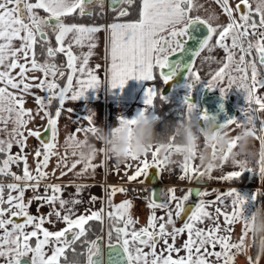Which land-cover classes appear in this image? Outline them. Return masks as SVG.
Here are the masks:
<instances>
[{
    "label": "snow or ice",
    "instance_id": "obj_1",
    "mask_svg": "<svg viewBox=\"0 0 264 264\" xmlns=\"http://www.w3.org/2000/svg\"><path fill=\"white\" fill-rule=\"evenodd\" d=\"M216 2L228 17L226 25L213 26L210 23L212 17L205 20L200 16H190V12L198 7L194 0H142L137 20L113 22L106 26L109 59L106 72L107 84L111 88H123L131 78L153 81L156 69H159L160 79L167 82L175 72L173 70L171 74H165L161 70L168 68V57L183 48L181 38L187 36L190 25L200 23L207 27V36L199 44L194 57H198L205 48L211 51L210 42L214 34L218 33L215 46L226 55L219 62L221 66L210 74L211 78L204 85L208 89H219L221 96L235 85L242 90L247 104V107L240 109L242 119H228L220 128L233 124L239 127L243 123L261 145L259 158L254 162L255 167L250 166L252 162L247 157L229 158L231 149L236 146L237 136L233 137L229 150L224 152L216 167L204 169L194 161L174 162L178 164L181 173L179 179L192 182L196 187L189 188L182 197H177L172 187L162 190L160 197L151 189L150 195L144 197L148 201L146 207L150 210L146 225L136 229V221L130 212L132 201L125 199L119 204L112 202L114 195L128 191L124 187H107L106 202L110 209L107 213L102 206L97 210L77 214L76 206L84 203L81 194L91 185L76 183L75 179L66 185L45 184L43 195L37 194L27 202L24 201L26 190L32 189L38 193L41 182L49 178L50 173L46 169L52 158H56V167L51 173L53 176L59 170L60 177L72 173L74 178L93 179L97 169L104 170L107 167L106 158L99 164L93 162L98 152L103 153L102 148L88 156L78 151L84 141L77 139L76 134L85 133L86 140L87 134L95 131L94 113L91 111L82 120H77L75 125L79 126L74 127L73 132L66 136L64 155L59 153L57 142L58 120L66 101L79 99L88 89H97L103 82V77L90 67V57L98 46L97 34L105 30V25L68 23L66 18L77 15L93 17L91 6L95 5L101 8V12L96 15H103L104 0H0V123L5 125L0 131L8 135V139H0V154H4L0 161V175L11 176L16 181L7 185L0 184V258H6L7 264H20V258L29 253L32 264H60L62 258L67 261L66 252L69 249L76 255L73 246L80 241L87 247L86 254L81 253L86 255V264H117L114 257L116 246L122 250L127 264H214L210 259L213 257L215 261H222V264H233L234 257L244 253L251 212H245L248 198L233 188L215 195L214 200L206 201L208 192L201 190L199 185L214 179V169L229 164L238 167L239 171H229L219 179L232 180L245 169L254 170L264 179V119L257 115L264 111V95H257V90L264 88V0H239L234 8L230 6L229 0ZM132 3L133 0H110V11L116 12L115 19L119 20L129 15L128 9L121 5ZM234 12L239 13L238 18ZM173 25L181 27H171ZM165 32L167 36L161 35ZM53 36L55 46L51 43ZM229 40L230 43L227 42ZM74 45L78 48L87 47V51L75 54ZM37 47L45 55L42 63L36 55ZM58 53L66 57V65L55 63ZM65 67L67 72L61 70ZM179 67L181 65L177 64L176 68ZM96 68H100V65ZM36 71L42 73V76L29 75ZM65 76L66 83L61 86L57 77ZM187 77L189 90L193 84L201 82L200 75L194 70L193 61L187 66ZM225 80L227 87H218ZM33 89L40 90L44 95L35 94ZM26 95L34 96L37 105L35 112L24 108ZM157 96L164 99L156 88L147 87L144 93L145 106H152ZM54 102L57 106L53 113L50 109ZM184 104L185 112L196 107L187 97ZM253 104L257 107L253 108ZM71 111V108H67L70 117ZM144 112L142 109L140 114ZM36 118L46 119V124L28 129L26 126ZM199 118L206 121L208 116L201 112ZM118 119L120 122H134V118ZM82 121H86L88 126ZM9 123L13 125L10 132L7 128ZM257 123L261 133L259 136L256 134ZM29 137L39 143L34 153L35 173L29 168L25 152ZM13 144L20 147L19 153H10ZM148 155L145 153L144 159L135 154L129 155L124 162L125 168L131 167V161H138V164L131 175L124 172L128 182L145 183L141 177L147 175L149 169H155L158 175L172 171L168 168L169 163L159 157L157 149L150 152L151 162L147 159ZM21 162L23 174L11 172V166ZM118 168L119 165H114L113 174ZM69 186L74 187V193L65 199L62 194ZM5 188L8 189L7 200L4 199ZM13 191L17 194L12 195ZM261 196H264V192L256 189L250 199L256 201ZM193 200L196 202L193 203ZM33 201L38 202V206H49L47 215H31L28 209ZM90 201L95 204L98 198L90 195ZM99 202L102 205L104 203L103 200ZM213 205H219L214 208V213L208 210ZM157 209L165 210L166 218L157 217ZM220 217H223V226L219 222ZM105 218L109 222L107 245L101 242L100 236L86 240V233L90 231L89 222L102 224ZM46 221L53 225L62 221L66 226L50 231L43 227ZM237 222L243 225L242 232L238 241L232 242L231 226ZM202 224L205 227L199 226ZM168 225L172 226L171 231H168ZM29 226L32 231L25 230ZM184 233L187 239L182 249L176 248V239ZM113 235L116 243L112 242ZM33 238L34 246L30 243ZM169 238L172 243H169ZM160 241L163 242V249L158 253L157 243ZM217 247L219 250H216ZM46 248H51L50 255L46 254ZM144 248L149 251H144ZM181 250L186 251V256L173 258L172 253L178 254ZM164 252L168 254L164 255ZM259 259L258 256L255 260L248 257L249 264H259Z\"/></svg>",
    "mask_w": 264,
    "mask_h": 264
},
{
    "label": "crops",
    "instance_id": "obj_2",
    "mask_svg": "<svg viewBox=\"0 0 264 264\" xmlns=\"http://www.w3.org/2000/svg\"><path fill=\"white\" fill-rule=\"evenodd\" d=\"M239 0H229L230 6L234 8L235 4L238 3ZM194 3L198 5V7L194 8L190 12V16L193 18L196 16H200L202 19L208 20L210 17L212 19L210 20V23L213 24V26L219 25H226L228 23V17L223 12V9L221 6L216 2V0H194ZM142 5V0H139V7H138V16L135 19H114L110 21H103L100 23H95L96 25H105V30L101 31L97 34V43L98 46L93 50L94 54L92 57H90V67L96 70L97 74L101 77H103V82L101 86L97 89H88L84 96L80 97L79 99L75 101H66L64 110L62 112L61 118L58 120V151L61 155H64L65 151V145L64 140L67 135L73 132L74 127L79 126L78 124L75 125L77 120H82L85 116L89 114L91 111L94 113V123L103 125L105 127L108 126H117L120 122L118 119L119 117H123L126 119H132L137 114L140 113V111L143 109L146 113H152L153 107L152 106H145L144 104V93L145 89L147 87H154L156 88V79L153 81H146V80H137L135 78H131L127 81V83L124 85L123 88L116 87L111 88L107 84V66L109 63L108 59V50H107V43L106 38L108 36V32L106 30V26L113 22H133L139 18V9ZM253 7L255 5L253 4ZM41 14H43L41 10ZM235 17L238 18L239 13L234 12ZM67 22V21H66ZM68 23H83L85 25H90L93 23L88 22H82V21H73ZM177 27H181V25H178ZM161 35L167 36V32L162 33ZM218 33L214 34V38L210 43L211 51L208 50V48L203 49L205 52V62L209 60V58L215 56L216 57V68H219L221 64L219 63L221 60L225 58V53L222 49H220L218 46H215V36H217ZM184 38V37H183ZM181 38V39H183ZM53 42L55 46V39L53 36ZM230 42V40H229ZM203 50H201L203 52ZM73 51L75 54H79L82 51H87V47L84 48H78L75 45L73 46ZM209 52H214V55H210ZM61 54V53H60ZM63 56L64 65H66V57ZM199 57H203V55L200 54V56L193 59H201ZM191 60V62L193 61ZM190 62V63H191ZM206 64V63H205ZM97 65H100V68H96ZM204 68V67H202ZM194 70L200 75L201 82L198 84H201L199 87L200 90L204 85V82L209 80L211 78L210 73H214V71H209L208 69L201 70L199 67H195ZM215 70V69H214ZM18 71V70H17ZM156 71V70H155ZM65 72H67V69L65 67ZM203 74H206L205 77H203ZM30 76H37L41 77L42 73L36 71L29 73ZM155 75V72H154ZM66 83V76L63 79V82L60 84L63 86V84ZM218 87H227V81H221ZM199 90V91H200ZM209 91H216L219 92V89H208ZM33 92L38 95H44L40 90L33 89ZM192 91L191 93H193ZM190 93V95H191ZM220 93V92H219ZM189 95V94H188ZM257 95H264V88H260L257 90ZM185 95H182L184 98ZM226 98L230 100V102L233 104V106L236 109V112L233 116V118L236 119H242V113L240 109L242 107H247V104L244 100V95L242 90L238 89L235 85H233L232 88L228 89L226 94L224 95ZM185 99V98H184ZM57 106V103L54 102V104L51 107V111L54 113L55 107ZM253 108L257 107L255 104L252 105ZM25 109H31L33 112L37 109V105L35 103V99L33 95H26L25 96V103H24ZM67 108H71V117L70 114L67 112ZM198 113L197 110L194 109ZM182 112V110H180ZM185 113L184 110L182 112ZM258 117L261 119H264V111L257 113ZM200 113H198V123L201 128H203L201 125L204 124V121L200 118ZM82 123L85 126L87 125L86 121H82ZM46 124V119L42 120L39 118H36L34 122H30L26 127L28 129H35L37 127H42ZM230 131L231 135L235 137L238 135L239 128L236 127L235 124L230 125ZM199 135V132L197 133ZM258 136L261 135L259 132V123H257V133ZM89 135V133L87 134ZM77 139L84 140L85 139V133H77L76 134ZM201 140H203V137H201ZM27 147L25 149V152L27 153V163L29 165L30 170L35 173L36 169V160L34 158V153L37 147H39V143L35 138L29 137L26 141ZM101 148L99 144H97V149ZM12 153L11 154H17L20 152V147L16 144H13ZM251 150L254 153V156H252L249 160L252 162L250 163V166L255 167V161L259 158V152L261 150V145L259 140L253 139ZM71 149H69V152ZM4 156V155H3ZM4 158V157H3ZM145 157L142 156L141 159H144ZM147 159L149 162H151V155L149 153ZM176 162H182V159L180 158H174ZM105 157L103 153H97L96 157L94 158V163L99 164L101 161H104ZM194 163L198 164V161H194ZM138 164V161H131V167L125 168L124 163L119 164L118 170L115 171V174H113V168L114 165H117L115 161L112 160H106V169L101 170L97 169L95 176L93 179H89L87 177H81V178H74L72 173H69L68 175H65L63 177L59 176V170H57L56 174L53 176L51 175L53 169L56 167V158H52L49 161V166L46 169L47 172L50 173L49 178L43 180L41 183L44 184H61L66 185L69 184L71 181L75 179L76 183L80 184H88L91 185L90 188H88L86 191H84L81 196L84 201L83 204L77 205V214L85 213L86 210H97L101 208L102 206L105 209V213L109 211V207L107 206L106 202V189L108 186H116V187H124L128 189L125 193H117L112 197L113 204H119L125 199H129L130 193H129V184L131 182H128L126 180V177L123 175L126 171L127 174L131 175L133 171L135 170L136 166ZM16 167V170H11V172L16 173L17 175L23 174V162H21L19 165H14ZM168 168H170L172 171L168 172L165 171L161 175L157 174L156 171V181L160 185V192L162 190L166 191L169 187H175V189H179L181 192V195L179 197H182L185 192L191 187L192 182H189L187 180H181L179 179L180 176V170L178 167V164L172 163L168 165ZM79 170V167L77 171ZM229 171H239V168L236 166H233L231 164L224 166L223 168L214 169L212 172V176L214 179L208 180L206 184L203 186L205 188L211 189H217V188H223L221 192H228L229 190L235 188L241 195L248 198V203L245 205V212L246 214L250 212L255 207V202L251 200V195L256 189H260L261 192H264V179H261L257 173L253 170L250 171L248 169H245L240 174V178L242 176L241 181H232V180H221L219 177L221 175H226ZM258 171V168H257ZM238 177V178H239ZM141 179H144V177H141ZM0 182L6 185L5 183H16V181L11 176H3L0 175ZM21 184L23 182H20ZM74 193V187L69 186L65 189L63 192V198L68 199L69 195ZM17 193L15 191L12 192V195H16ZM37 194H29V189L26 190L24 201L27 202L29 199L34 197ZM43 195V194H39ZM90 195H95L98 198V202L95 204H92L90 201ZM8 196V189L5 188L4 191V199L7 200ZM100 200H103V205L99 202ZM193 203H195V200H193ZM58 207V205H57ZM108 207V209H107ZM107 210V211H106ZM230 211V200H229V208ZM29 213L34 216H43L47 215V213L50 211L49 206H38V202L33 201L31 206L28 209ZM107 218H105L104 222L101 224V227L104 228L105 223L107 222ZM50 226L55 228V231L60 230L64 228L66 225L61 222H56L54 225L49 224L47 221L43 224L44 228H47L50 230ZM232 232H231V239L232 242H237L239 236L242 232L243 225L240 222H237L233 224L232 226ZM32 228V227H31ZM31 230V229H30ZM53 231V230H52ZM228 234V233H224ZM247 239V237H246ZM180 248V247H179ZM217 250V249H216ZM248 257H251L253 260H255V251L253 250L251 253L245 255V253L237 254L234 257L233 264H249ZM212 261H214V264H222V261H215V258H210ZM31 264V261H30ZM259 264H264V258L259 259Z\"/></svg>",
    "mask_w": 264,
    "mask_h": 264
},
{
    "label": "clouds",
    "instance_id": "obj_3",
    "mask_svg": "<svg viewBox=\"0 0 264 264\" xmlns=\"http://www.w3.org/2000/svg\"><path fill=\"white\" fill-rule=\"evenodd\" d=\"M194 109L185 112L181 119L164 124L160 131L157 130V115L146 112L137 114L131 123L119 122L117 126L108 127L96 124L95 131L82 140L84 142L79 145L78 151L88 156L96 152L99 144L104 157L119 165L130 154L142 157L157 149L159 157L169 164L176 162L174 158H180L186 162L198 161L204 169L216 167L233 140L230 126L217 127L213 118L207 119L201 128L197 120L198 113ZM238 128L236 146L231 149L229 158L250 159L254 156L251 145L255 137L243 123ZM248 224L244 253L247 255L254 250L256 257L264 258V201H259L251 210Z\"/></svg>",
    "mask_w": 264,
    "mask_h": 264
},
{
    "label": "water",
    "instance_id": "obj_4",
    "mask_svg": "<svg viewBox=\"0 0 264 264\" xmlns=\"http://www.w3.org/2000/svg\"><path fill=\"white\" fill-rule=\"evenodd\" d=\"M103 7L110 9V0H104ZM206 36L207 27L205 25L196 23L189 26L187 36L182 39L183 48L179 52L170 55L168 57V68L161 70L165 74H171L174 70L175 74L172 75V78L167 82L162 80V84L159 87L160 94L163 95L170 92L172 85L179 86L182 84L187 71V66L190 64L194 53L199 48V44ZM177 64L181 65V67L176 68ZM157 73L159 74V69H157ZM186 97L189 101L197 103L200 113L204 112L208 116V119L214 118L217 127H220V125L228 119H232L236 112L235 107L228 98L221 96L219 92L209 91L205 86L201 88L197 95L196 91H194L191 95L184 96V98ZM201 126L204 127L205 124ZM144 182L149 184L150 190L152 189L157 197H160V185L156 181L155 169L148 170L147 175L144 176ZM204 184L206 183H201L199 187ZM193 187H196V185L192 183L190 188ZM193 191L195 192L196 189ZM107 243L108 242L104 243V245H107ZM113 243H116V241H113ZM114 257L117 264H127L126 257L122 250L119 249V246H116ZM20 264H30V259L26 256L21 257Z\"/></svg>",
    "mask_w": 264,
    "mask_h": 264
},
{
    "label": "rangeland",
    "instance_id": "obj_5",
    "mask_svg": "<svg viewBox=\"0 0 264 264\" xmlns=\"http://www.w3.org/2000/svg\"><path fill=\"white\" fill-rule=\"evenodd\" d=\"M95 9H99L100 8V6L99 5H95V6H93ZM103 11H104V7H103ZM254 39V38H253ZM228 43H230L229 41H227ZM211 43V42H210ZM205 51L203 50V52L201 51L200 52V54L201 55H203V57H199V58H201V59H198V60H196V59H193V64H194V68L197 66V67H199V68H201V70H204V69H208L210 72L211 71H216V70H218V68H216L217 66H216V57L215 56H213V57H211V58H209V60L208 61H206L205 62V53H204ZM209 54L210 55H214V52H213V54H212V52H209ZM200 56V55H199ZM194 58H196V57H194ZM44 60V59H43ZM192 63V62H191ZM206 63V64H205ZM202 67H204V68H202ZM215 69V70H214ZM156 71H157V69H156ZM211 74V73H210ZM206 76V74H203V77H205ZM155 79H157V77L155 76ZM189 83V80H188V77H187V71H186V73H185V77H184V79H183V81H182V84L181 85H179V86H174V85H172L171 86V90H170V92L166 95V97L167 98H169V99H172L173 101H174V104H173V108H175V110H176V112L177 113H181V115H182V117H183V110H184V112L186 111V105L184 104V98L182 97V95H185L186 94V96H189L188 94H189V91H190V93L192 92V91H196V95L198 94V92H199V90H200V86H201V84H193V86H192V88H191V90H189V88L187 87V84ZM155 84H156V89H157V91L159 90V87H160V85L162 84V81L161 82H159V84H158V86H157V81L155 82ZM189 101V100H188ZM190 103H192V104H194V105H196V107H195V110H197L198 111V113H200V111L198 110V105H197V103H194V102H191V101H189ZM180 110H182V112H180ZM197 119H198V117H197ZM204 124H205V121H204ZM5 127V125H3L2 123H0V129H2V128H4ZM12 127H13V125L11 124V123H9L8 125H7V128H8V130H9V132L11 131V129H12ZM0 139H8V135H7V133H5L4 131H0ZM10 153H12V149H10ZM4 155V154H3ZM2 155V157H1V159H0V161H2L3 160V156ZM10 183H12V182H10ZM0 184H3V183H1L0 182ZM6 185L7 184H9V183H5ZM4 185V184H3ZM174 188V190H175V194H176V196L177 197H179L180 195H181V192L179 191V189H175V187H173ZM200 189L201 190H204V191H207L208 192V195H207V197L205 198L206 199V201H211V200H214L215 199V195H217V194H220L221 193V191H222V189L223 188H217V189H211V190H209L208 188H205L203 185H201L200 186ZM161 193V192H160ZM148 197V196H147ZM129 200H131L130 199V197H129ZM230 200V199H229ZM147 200L146 199H144V201H143V203H142V206H141V209L139 210V211H134L132 208L130 209V212H131V215H132V217H133V219L136 221V223H135V225H134V227L136 228V229H139V228H141V227H144L145 225H146V222H147V218H148V216H149V214H150V210L146 207V204H147ZM196 202V201H195ZM228 203H229V201H228ZM216 206H219V205H213V206H210L209 208H208V210L210 211V212H213L214 213V208L216 207ZM172 207H174V204L172 205ZM107 209H108V207H107ZM107 211V210H106ZM155 213H156V215H157V217H160V216H165V218H166V212H165V210H161V209H157V210H155ZM219 222H220V224L223 226V217H220L219 218ZM177 226H182V225H177ZM200 227H205V225L204 224H202V225H199ZM50 228V231H55V228L54 227H52V226H50L49 227ZM167 228H168V231H171V228H172V226L171 225H168L167 226ZM31 229V230H30ZM26 231H32L33 229L31 228V226H29V227H27L26 229H25ZM105 230V231H104ZM108 230H109V222L107 221L106 223H105V226H104V228L102 229V232H101V235H105V237L107 236V232H108ZM222 234H224V233H222ZM114 241H116V239H115V235H114ZM187 239V235H186V233H184V234H181L177 239H176V241H175V247L176 248H181L182 249V245H183V242L185 241ZM30 243H31V245L32 246H34V244H35V238H33V240L32 241H30ZM169 243H172V240H171V238H169ZM163 249V242L162 241H160V242H158L157 243V252L159 253V252H161V250ZM209 250H211V247H209ZM217 250H219V248L217 247ZM45 251H46V254L47 255H50L51 254V248H46L45 249ZM144 251H149V249L148 248H144ZM164 255H167L168 253L167 252H164L163 253ZM172 255H173V258H179V257H184V256H186V251H184V250H181L178 254L176 253V252H173L172 253ZM26 257H28L29 259H30V261H31V264H32V260H31V253H29L28 255H26ZM0 264H7V261H6V258H0ZM61 264V263H60ZM62 264H67V263H62ZM79 264H86V263H79Z\"/></svg>",
    "mask_w": 264,
    "mask_h": 264
},
{
    "label": "trees",
    "instance_id": "obj_6",
    "mask_svg": "<svg viewBox=\"0 0 264 264\" xmlns=\"http://www.w3.org/2000/svg\"><path fill=\"white\" fill-rule=\"evenodd\" d=\"M92 7V11H93V17H79L78 15L75 17H70V18H66L67 22H75V21H82V22H88V23H100L103 21H110V20H114L116 17V12H112L110 11L109 8L106 9V11H103V15H96L97 13L101 12V8H99L98 10L95 9L93 6ZM121 7H124L126 9H128L129 11V15H127L126 17L120 18V19H135L138 16V7H139V0H133L132 5H121ZM118 11V9H117ZM51 43L54 46V42H53V37H51ZM36 55L37 58L39 59V61L42 63L45 59V55L44 53L41 51V49L39 47L36 48ZM55 63H57V65H61L64 64L63 61V56L58 53L57 57L55 59ZM62 71H65V68L61 69ZM155 76L157 77L156 81H157V86L159 84V82L162 81V79H160L159 74L157 73V71H155ZM64 78H60L57 77L58 82L61 84L63 82ZM159 93V90H158ZM169 93V92H168ZM160 94V96H163L164 99H160L158 96L157 98L154 100V104L152 105L153 107V112L154 115H157L158 117V123H157V130L160 131L163 127L164 124L167 123H172L175 122L176 120H179L182 118L181 113H177L175 108H173V104L174 101L172 99H169L166 97V95L168 94ZM3 154H0V159L2 157ZM242 180V176L241 178L237 177L232 179V181H241ZM89 227H90V231H88L86 233V238H91L94 235H98L100 234V230H101V223L100 222H89ZM75 248V253L76 255L73 254V251L71 249H69L66 252V257H67V261H65L63 258L61 259V264L62 263H81L84 260V255H81V253H84V251L82 250V244L80 242H77L74 246Z\"/></svg>",
    "mask_w": 264,
    "mask_h": 264
},
{
    "label": "built area",
    "instance_id": "obj_7",
    "mask_svg": "<svg viewBox=\"0 0 264 264\" xmlns=\"http://www.w3.org/2000/svg\"><path fill=\"white\" fill-rule=\"evenodd\" d=\"M106 11V7H104V12ZM11 170H16L14 165L11 166ZM44 183L40 184L39 192H34L32 189H29V194H43L44 193ZM129 193L130 199L132 201V209L136 212L141 209L142 203L144 201V197L148 196L149 193V184L148 183H140L139 181L131 182L129 184ZM259 201H264V196L258 197L255 205Z\"/></svg>",
    "mask_w": 264,
    "mask_h": 264
},
{
    "label": "flooded vegetation",
    "instance_id": "obj_8",
    "mask_svg": "<svg viewBox=\"0 0 264 264\" xmlns=\"http://www.w3.org/2000/svg\"><path fill=\"white\" fill-rule=\"evenodd\" d=\"M149 194H150V186H149V193H148V196H149ZM102 227H101V230H100V234H98V235H94L93 237H91V238H86V240H88V241H90V240H92V239H95L97 236H100L102 239H101V242L104 244V243H106V242H108V237L106 236L105 237V235L103 236V235H101V232H102ZM105 231V230H104ZM113 237H114V235H113ZM114 241V238H113V240H112V242ZM80 243L82 244V247H83V251H84V253L86 254V251H87V247H86V245L84 244V242L83 241H80ZM83 262L84 263H86V255H84V260H83ZM83 262H81V263H83ZM67 264H79V263H67Z\"/></svg>",
    "mask_w": 264,
    "mask_h": 264
}]
</instances>
